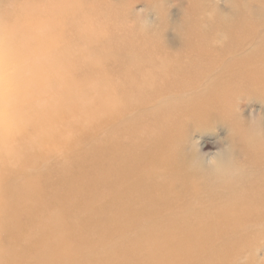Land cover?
<instances>
[{"label": "bare ground", "instance_id": "bare-ground-1", "mask_svg": "<svg viewBox=\"0 0 264 264\" xmlns=\"http://www.w3.org/2000/svg\"><path fill=\"white\" fill-rule=\"evenodd\" d=\"M123 6L17 0L0 13V264H235L264 239V133L232 112L243 161L212 181L179 156L178 119L195 107L140 112L219 70L229 76L218 82L264 95V45L253 68L221 64L263 19L239 8L219 48L224 22L207 31L193 0L170 50L123 25ZM232 92L210 91V103L222 109Z\"/></svg>", "mask_w": 264, "mask_h": 264}, {"label": "rangeland", "instance_id": "rangeland-1", "mask_svg": "<svg viewBox=\"0 0 264 264\" xmlns=\"http://www.w3.org/2000/svg\"><path fill=\"white\" fill-rule=\"evenodd\" d=\"M112 1L115 3H124L121 9L124 11V16L121 20L123 25L135 29L144 27L155 34L160 33L163 42L170 50H176L181 47L184 27L194 18V12L192 13L193 0ZM195 1L202 8L201 12L196 15L200 20L203 19L202 25L207 31L213 30L212 24L215 23L216 16L220 21L224 22L226 28L222 29L220 36L215 41V44L219 48H228L229 28L227 24L240 17V12H238L239 8L241 9L242 7L245 9L256 20L263 19L261 24L252 29V38L245 39L238 48L236 47L235 40L233 45L236 50L232 54H225L223 60H221V64L229 66L233 62L232 59L238 58V60H244L243 65H245V68H253L255 65L250 61L249 57L257 54V52L261 53L256 48L258 44L264 45V1ZM16 2L17 0H0V13L8 11L15 14ZM245 58L249 60L245 61ZM227 75V70H219L217 73H212L207 78L198 81L195 86L192 85V87L190 86V88H186L185 90L181 88V91L175 94L172 92L166 99H163L164 95L159 96V98L154 99V103L150 106L145 105L140 108V112L142 113L158 109V107L164 105H178L179 107L192 105L196 108L195 111L188 112V114H181L178 119L177 126L180 128L179 141H177L180 147L179 156L187 164H192L202 170L204 169L205 173L211 176V178H214L212 181L217 180L221 175L220 173H222L219 170H215L216 166L219 165L222 167L224 165L223 167H226L224 173L231 174L232 171H237L233 170L234 168L232 166L227 167L226 165L234 161H243V157L237 154L235 147L236 140L231 116L232 112L235 114L236 112L240 113L242 118L254 128L256 133H264V95L260 96L256 93L249 92V87L245 86L241 81L235 82L228 79L225 83L223 81L218 82L219 80L225 79ZM224 88H228L229 90L232 88L233 92L225 98L222 103L225 107L221 109L215 107L214 102L211 101L212 103H210V91L219 93ZM177 109L180 108H176L175 110ZM128 116L130 117L131 115ZM73 150L75 152L79 151L77 148H73ZM57 157L58 159L62 158V156ZM57 157L56 159H52L49 156L45 157V164L49 165L52 162H56ZM227 181H233L232 175H229ZM206 182L208 181L206 180ZM205 193L202 192L201 195ZM175 223L177 222L175 221ZM236 257L235 264H264V239L263 241H257L256 239L255 243H250L240 248V252ZM202 263L206 264L208 262L203 260Z\"/></svg>", "mask_w": 264, "mask_h": 264}]
</instances>
